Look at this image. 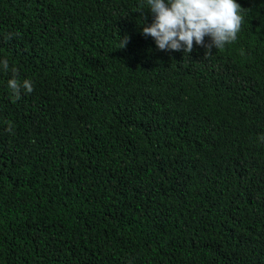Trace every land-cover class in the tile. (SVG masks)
I'll list each match as a JSON object with an SVG mask.
<instances>
[{"label":"trees","instance_id":"1","mask_svg":"<svg viewBox=\"0 0 264 264\" xmlns=\"http://www.w3.org/2000/svg\"><path fill=\"white\" fill-rule=\"evenodd\" d=\"M237 3L206 55L160 50L146 0H0V264H264V0Z\"/></svg>","mask_w":264,"mask_h":264},{"label":"clouds","instance_id":"2","mask_svg":"<svg viewBox=\"0 0 264 264\" xmlns=\"http://www.w3.org/2000/svg\"><path fill=\"white\" fill-rule=\"evenodd\" d=\"M147 7L154 13L151 24L142 29L145 36L154 38L160 50L179 51L190 53L194 43L206 48V55L211 53L213 47L222 50L226 45L238 39L242 28L245 9L237 0H146ZM144 6L136 11L144 15ZM210 42L205 43V37ZM129 37L124 36L118 48L126 47ZM0 69L9 70L7 59L0 60ZM13 76L7 81L11 90L12 100L16 102L21 98L22 91H34L30 79L23 81L17 79L18 69L11 68ZM9 133L14 132V124L10 120L4 121ZM259 139L264 141V135Z\"/></svg>","mask_w":264,"mask_h":264}]
</instances>
